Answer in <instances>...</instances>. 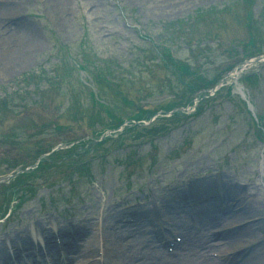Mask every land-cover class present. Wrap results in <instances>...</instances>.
<instances>
[{"label":"rangeland","instance_id":"374dc122","mask_svg":"<svg viewBox=\"0 0 264 264\" xmlns=\"http://www.w3.org/2000/svg\"><path fill=\"white\" fill-rule=\"evenodd\" d=\"M14 1L18 5L12 10L21 12L26 23L32 24L34 34L25 39L29 40L26 50L21 40L20 52L28 51V60L24 57L13 72L0 74V147L5 150V158L16 162L11 168L3 163L0 176L30 164L52 147L78 141L55 152L58 159L74 150L66 158V167L56 172L47 170L43 177L48 180H29L37 183L35 194L23 201L15 215L20 219L42 218L38 197L49 195L53 189L50 185L56 180L64 184L75 178L72 174L77 170L70 162L91 154L102 156L108 150H112L110 157L92 162L90 195L86 187L85 205L79 204L81 212L73 216L80 221L86 217H82L85 210L93 218L90 235L96 249L94 258L88 257L86 264L94 259L104 264L97 227L102 226V218L108 217V207L129 212L125 223L135 229L138 221L131 224L128 220L134 215L128 214L145 209L151 212L153 198L183 184L217 181L221 176L226 181L222 186L228 190L233 186L234 191L241 192V214L232 215L233 208L223 199L217 207L225 210L224 225L248 226L250 206L253 211L259 208L264 212V0H188L184 7L174 9L178 2H173V8L160 11L147 0H60V8L55 3L45 5L44 10L54 33L37 0ZM12 5L11 1L1 6L0 14L7 13L5 9ZM24 32L18 29L10 38H22ZM151 41L167 43L168 52L177 62L186 60L189 71L185 76L174 70L175 77L164 66L165 50ZM258 55L263 58L259 60ZM81 63L84 68L79 67ZM97 63H121L128 69L114 70L105 81V76L92 67ZM40 73L44 78L36 77ZM111 78L121 80L119 85H114ZM198 78L205 82L222 78L216 92L201 102L187 92L189 87H196L193 82ZM179 79L183 80L181 84ZM239 86L260 116V127L247 112ZM190 100L194 106L201 105L200 114H195L196 106L176 114L173 123L170 116L152 117L154 112L164 113ZM114 115L142 122L133 126L125 122L114 136L98 137L103 126L117 125ZM152 132L158 134L149 141ZM237 202L240 200L233 205ZM104 206L105 211L101 210ZM61 208L69 211L66 204ZM181 215L186 217L185 212H179L176 221L183 223ZM221 226L217 222L212 230ZM253 230L257 233V228ZM144 234L151 238L150 229ZM140 235L115 238L119 251L131 252L133 258L121 253L119 263L144 261L134 257L137 252L144 253L141 242L134 239ZM256 237H248L245 242ZM86 241V236L79 240V250ZM240 254L236 258L241 263L251 264L250 255L240 258Z\"/></svg>","mask_w":264,"mask_h":264},{"label":"bare ground","instance_id":"6f19581e","mask_svg":"<svg viewBox=\"0 0 264 264\" xmlns=\"http://www.w3.org/2000/svg\"><path fill=\"white\" fill-rule=\"evenodd\" d=\"M44 3L46 5L48 4H53L55 5L56 2H58V0H43ZM141 1H145V0H141ZM149 1V3L153 4V7H156L157 10H166L169 8H173V2L174 4H176L175 2H178V4H176V6L174 5V9L176 7H184L185 4L187 3L188 0H147ZM169 7H166L168 6ZM15 5H13L14 7ZM151 6V5H150ZM15 10L13 11L12 9H9L8 12L6 13V16H8L9 20L11 21L14 17H17V15L19 13H16ZM3 15V14H0ZM60 22H63L62 20L59 22H56L57 25H59ZM20 29V23H19V27ZM17 28V31H18ZM25 32H24V36L22 38H19V43L18 46H21V40H23V42H25V50L28 47L29 44V40L25 41L26 38H30L31 35L34 34V31L32 29V27L29 26H23L22 27ZM7 30V28H6ZM8 31V30H7ZM9 32V31H8ZM11 35V34H10ZM6 45L9 44V42L5 43ZM30 48V47H29ZM25 54L21 51L20 52V47L19 49H7L4 52H0V74L2 76L6 75L7 71H11L13 72L15 69L14 67H16L17 65L20 64V61H22L25 57L26 60H28V51H24ZM24 59V60H25ZM224 186H221L220 181H202V182H198L195 183L194 185H191V188L188 189H183L180 192H178L177 196L174 195V199L175 201L178 200V205L175 204L174 206H172L171 208V204H168L167 206L169 207V209L164 210L165 213L171 212V213H177L181 210H185V211H193V210H198V212L201 214L202 219L208 221L209 223H211L212 225L215 223H220L222 224V229H224L221 234L219 235V237L225 241H229L228 242V246L224 249L223 254L224 256L220 258V261H216L212 258L209 257L208 252L204 251V253L202 254H197V253H193L192 257H196L201 261V264H224V263H230V264H243V263H235L236 259H231V255L232 253L237 249V245L239 243H243L245 246L249 245L250 242H245L248 237H255V236H259V237H263L264 236V212H260L259 208H256V211H253V206H250V208L247 210L248 214H249V218L255 220L254 223H252L251 225H249V228L243 229V230H238L237 232H234L233 230H229L226 227L228 225H224L223 224V218L222 216L225 213V210H219L217 211L216 209V202L212 200L213 196H224L225 197V201L228 204V206L232 207L233 210L232 212H234L232 215H237L241 214L240 211H238L239 207L243 204V200H240V203L233 205L234 201L231 199L232 197H234V200L240 199V195L237 191H234V189H230L228 191H225ZM235 192V194H234ZM206 200H209V202L207 203ZM190 203L195 204V207H193V209L189 208ZM219 205V204H218ZM137 218H138V222H139V227L137 229H133V231L131 232L129 230V228L126 229H122L121 232L123 234H132L135 235L136 232H140L142 230H144V226L146 224H149L151 226H153V223H155L156 219H159V217H155V215H152V213H142V212H136L134 213ZM114 215H112L111 217L113 218ZM230 215H228L229 217ZM242 216V215H241ZM127 217L126 214L124 212H120L119 215L116 216L115 220L117 221V223L120 222L122 223V221H124L123 219ZM238 216H234V218H236ZM222 220V221H221ZM168 221H171L170 219ZM171 223L173 224L174 222L171 221ZM105 226V225H104ZM103 226V227H104ZM123 226H126L123 224ZM154 227V226H153ZM208 227L211 226H207L206 229ZM254 227H258L259 230L261 231L259 233V235L257 233H253L251 228ZM93 222L89 221L88 223H86L83 226V232H81V236H86V238L88 237V241H86L85 247L83 249L78 250V248L75 246L74 243L69 242L68 240H65V244L67 246V251L70 253V259L73 262V264H86L87 258L91 257L94 258V256H92L95 251V241L93 238V235L90 233L93 232ZM182 228H185L184 226H182ZM136 230V231H135ZM251 230V231H250ZM153 231V230H152ZM115 233H111L110 234H106L105 236H103L104 239V252H105V261L104 264H117L118 263V249L116 247V245L114 244L113 240L110 239L111 237L114 236ZM118 235V233H117ZM211 236V235H210ZM208 236V237H210ZM129 237V236H128ZM156 238L159 242H162V235L160 233L156 234ZM213 238V236H212ZM20 243H22L23 245L26 246V240L21 238L19 240ZM140 244L141 245H148V239L147 237H143L142 240H140ZM207 243V241L205 242ZM135 244V243H134ZM50 245H52L50 243ZM54 246V245H52ZM202 247V246H201ZM208 247H212L211 245H209ZM264 247H260L257 250L251 252V258L256 259L258 262L260 261V264H264V250L262 249ZM259 251L260 253V257L258 256V254H256V252ZM1 254H3V256L1 257L2 259H7L10 258L11 255L6 254L5 251L1 250L0 251ZM14 257H18L19 253L14 251L13 252ZM12 259V258H11ZM0 262V264H4V262H9V261H3ZM257 263L256 261H253L251 259V264ZM91 264H98V262L96 263V259H94L93 261H91ZM192 264H194V262H192ZM250 264V263H249Z\"/></svg>","mask_w":264,"mask_h":264},{"label":"trees","instance_id":"16d2710c","mask_svg":"<svg viewBox=\"0 0 264 264\" xmlns=\"http://www.w3.org/2000/svg\"><path fill=\"white\" fill-rule=\"evenodd\" d=\"M255 53V52H254ZM164 63H165V67H167L168 69L171 70V72L175 75L174 70H177L178 73L183 74V76H185V73L187 72V70H189L184 64H180L177 63L175 61H173L172 59L169 58V56H164ZM175 77H177L175 75ZM182 79V78H181ZM196 81L193 82V85H195V88H190L189 87V93H194L196 91H199L201 89H210L215 82L218 80L217 78H214L211 81L205 82V80L203 78H198L195 79ZM178 81H180V84L182 83V81L179 79ZM210 86V87H209ZM192 89V90H191ZM181 104V103H180ZM178 104H176L175 106H177ZM116 117V116H114ZM174 118H176V115L172 116V119L169 122H172L173 120H175ZM127 120V118L123 119V118H117V125L116 127H118L119 125H122L124 123V121ZM137 120H141V119H137ZM133 126V125H132ZM103 130H105V128H103Z\"/></svg>","mask_w":264,"mask_h":264},{"label":"water","instance_id":"95a60500","mask_svg":"<svg viewBox=\"0 0 264 264\" xmlns=\"http://www.w3.org/2000/svg\"><path fill=\"white\" fill-rule=\"evenodd\" d=\"M261 58H263V57H259L258 59L260 60Z\"/></svg>","mask_w":264,"mask_h":264}]
</instances>
